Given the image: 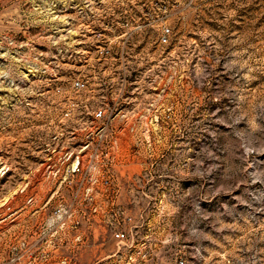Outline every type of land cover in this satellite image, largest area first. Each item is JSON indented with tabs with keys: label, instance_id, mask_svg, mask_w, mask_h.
<instances>
[{
	"label": "rangeland",
	"instance_id": "1",
	"mask_svg": "<svg viewBox=\"0 0 264 264\" xmlns=\"http://www.w3.org/2000/svg\"><path fill=\"white\" fill-rule=\"evenodd\" d=\"M102 3L0 0V264H264V0ZM97 107L108 164L44 173Z\"/></svg>",
	"mask_w": 264,
	"mask_h": 264
},
{
	"label": "built area",
	"instance_id": "2",
	"mask_svg": "<svg viewBox=\"0 0 264 264\" xmlns=\"http://www.w3.org/2000/svg\"><path fill=\"white\" fill-rule=\"evenodd\" d=\"M102 1V21L96 31L120 32L145 27L144 23L136 25L127 19L118 17L123 13V8L119 7L122 4H119L121 0H107V3H104L105 0ZM159 21L162 32L160 42L166 44L171 28L165 22V17L160 18ZM83 29L90 31L92 27L87 24ZM88 87L89 82L84 77H78L72 82V88L77 92L85 91ZM72 112L73 110L66 111V116L70 117ZM90 116V119L87 120L72 121L70 131L63 130L49 137L44 148V173L54 175L93 174L100 165L108 164L106 161L112 159V149L115 143L109 138L105 139V134H109V130L113 127V120L103 107L93 109ZM83 117L85 118L86 115ZM80 129H84L86 136L79 139L77 134ZM112 133L115 134L114 129H112ZM109 172V169L103 170V173ZM114 236L115 239L123 241L127 238V233L120 230L116 231ZM177 262L178 264H188L183 257L179 258ZM228 262L232 263V259L228 258Z\"/></svg>",
	"mask_w": 264,
	"mask_h": 264
}]
</instances>
